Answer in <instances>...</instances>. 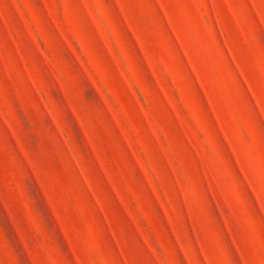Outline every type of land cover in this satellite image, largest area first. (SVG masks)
Masks as SVG:
<instances>
[{"label": "rangeland", "instance_id": "374dc122", "mask_svg": "<svg viewBox=\"0 0 264 264\" xmlns=\"http://www.w3.org/2000/svg\"><path fill=\"white\" fill-rule=\"evenodd\" d=\"M0 264H264V0H0Z\"/></svg>", "mask_w": 264, "mask_h": 264}]
</instances>
